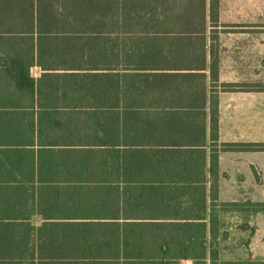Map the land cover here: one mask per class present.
<instances>
[{"label": "trees", "instance_id": "16d2710c", "mask_svg": "<svg viewBox=\"0 0 264 264\" xmlns=\"http://www.w3.org/2000/svg\"><path fill=\"white\" fill-rule=\"evenodd\" d=\"M7 2L0 0V4ZM39 3L36 27L44 37L35 42L0 38L2 51H11L6 47L14 46L61 48L59 53L44 51L36 56L0 53V208L35 207L40 213L43 208L70 206L76 210L119 208L126 212H152L153 217L164 221L161 226L166 225L167 238L155 246L154 252L133 253L135 259L146 261L124 264H180L184 259H192L193 264H212V235L211 239L206 238L205 224L200 222L205 219L206 184L198 179L197 174L202 171L196 160L192 164L180 150L187 143L193 146L190 140L196 129L189 127V123L196 124L198 118L189 116L197 115L195 112L202 106L187 99L196 92L188 83L197 76L181 73L188 70L185 59L196 60L197 56L180 52L186 47L203 46L196 37L204 31L203 24L196 21L203 14V2ZM30 19L33 22V12ZM50 35L53 36L47 37ZM34 64H45V71L72 73H47L35 81L30 75ZM235 87L238 86H225L228 90ZM254 90L264 91V87ZM51 97L56 101L40 103L41 99ZM68 97L72 98L70 140L67 127L60 138L50 137L46 124L37 135L41 150L24 149L32 144L23 142L20 129L11 127L21 121L13 114L26 108L40 110L34 108L36 105L67 110ZM50 120V129L62 125L58 120ZM33 124L28 123L27 133H33ZM210 128L216 140V102L210 104ZM57 147L66 150L54 151ZM250 148L263 150L264 146ZM52 160L67 161L63 164ZM216 171L214 160L211 177ZM70 190L72 198L64 197ZM210 190L216 193L215 181ZM209 224L212 228L211 214ZM7 234L0 232V264H35L6 261L18 259L10 258L6 249L10 246L3 242ZM93 235L104 237L101 232L79 231L76 239L86 240Z\"/></svg>", "mask_w": 264, "mask_h": 264}, {"label": "crops", "instance_id": "0c3cea01", "mask_svg": "<svg viewBox=\"0 0 264 264\" xmlns=\"http://www.w3.org/2000/svg\"><path fill=\"white\" fill-rule=\"evenodd\" d=\"M8 0H5L7 2ZM171 1V0H168ZM188 2V0H181ZM203 2V14L196 21L203 24L204 31L196 37L203 44L195 49L183 48V55L197 56V59L186 58L188 70L181 73L197 76L188 83L196 90L188 95L190 102L202 104L197 115L196 124L189 127L196 130L193 146L186 144L180 148L182 154L189 156L191 163L201 173L198 179L206 186L205 224L206 238L213 241L214 264L221 251L219 247L228 242L230 246L239 248L245 241L247 247L255 255H261L264 261V214L257 213L253 220L244 226H229L222 222L226 207L223 205H240L247 202L264 205V149L258 150L250 146H264V91L246 87L254 78L262 76L264 66V16L258 13L257 0H194ZM27 0H15L0 4V38L7 40H28L44 37L39 35L36 27L37 7L39 0L26 3ZM212 8V9H211ZM33 12V22L30 13ZM53 35L47 36L51 37ZM11 51L0 53H20L38 55L59 53V48H27L25 46L6 47ZM173 48L168 49L171 53ZM197 63L200 65L196 66ZM45 64H34L30 75L36 81L43 74L72 73V71H45ZM67 85H71L70 82ZM227 85L238 86L231 90ZM44 101H56L55 98ZM67 110L55 105L39 106L34 110H21L13 114L21 121L19 125H11L21 131V139L32 147L24 149L38 150L37 135L39 129L46 128L60 138L69 129V140L72 130V98H67ZM217 103L218 130L213 140L210 128V104ZM53 104V103H52ZM204 104V105H203ZM39 107V108H38ZM46 109V110H45ZM47 113V115H46ZM58 120L62 125L54 130L49 128L51 120ZM33 120V133L28 123ZM27 133V135H26ZM188 138V137H187ZM186 138V139H187ZM70 145V144H69ZM230 146V147H228ZM50 149V148H45ZM72 149V148H70ZM59 152L62 147L53 149ZM60 156V154H56ZM215 160L216 174L211 177L210 166ZM67 160H52L62 162ZM66 178L72 181V177ZM215 181L217 190L211 192V183ZM29 197V192L26 194ZM51 196V195H50ZM64 197L72 198V190ZM43 213V214H42ZM40 213L35 207H22L19 210L0 208V232H9L3 242L10 258L22 263H95L124 264L126 262H142L135 259L133 253L154 252L156 245L167 238L166 225L152 216V212L124 211L119 208L93 210L70 208H43ZM143 217H136L137 215ZM213 216L212 228L209 216ZM44 215V216H43ZM127 218V219H126ZM171 222V221H168ZM246 223V222H245ZM234 234L229 231L233 230ZM212 230V234L210 233ZM15 231L16 233H13ZM101 232L104 237L93 235L86 240H77V232ZM0 236V240H1ZM16 243V244H15ZM243 247V246H242ZM246 248V247H245ZM3 255H8L3 252ZM17 254V255H16ZM148 257V256H146ZM145 257V258H146ZM2 261V260H0ZM207 263H210L207 258ZM192 259L180 260V264H193Z\"/></svg>", "mask_w": 264, "mask_h": 264}, {"label": "rangeland", "instance_id": "374dc122", "mask_svg": "<svg viewBox=\"0 0 264 264\" xmlns=\"http://www.w3.org/2000/svg\"><path fill=\"white\" fill-rule=\"evenodd\" d=\"M256 7L258 9L257 12L259 14L262 13L264 16V0H257ZM262 68V76L257 79L254 78L253 83L250 85L247 84L246 87L252 89H262L264 87V66ZM223 209H225V213L227 212L222 218V222L227 225L226 229L235 224L237 226H244L249 221L253 220L257 213L264 214V206H256V204H251L249 202L240 205H230ZM229 232L234 234V228ZM234 247L230 246L228 242L222 244L219 247L221 253L214 264H264L262 256L255 255L254 251L251 252L247 244H245V241L240 244L239 248Z\"/></svg>", "mask_w": 264, "mask_h": 264}]
</instances>
